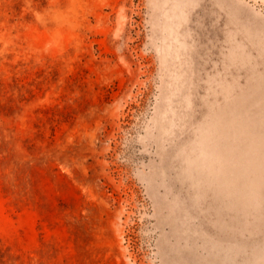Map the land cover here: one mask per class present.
<instances>
[{"label": "rangeland", "instance_id": "obj_1", "mask_svg": "<svg viewBox=\"0 0 264 264\" xmlns=\"http://www.w3.org/2000/svg\"><path fill=\"white\" fill-rule=\"evenodd\" d=\"M0 264H264V0H0Z\"/></svg>", "mask_w": 264, "mask_h": 264}, {"label": "bare ground", "instance_id": "obj_2", "mask_svg": "<svg viewBox=\"0 0 264 264\" xmlns=\"http://www.w3.org/2000/svg\"><path fill=\"white\" fill-rule=\"evenodd\" d=\"M224 113H220V112H214L212 114V121L214 123V128L211 126V150L213 151V160L211 161L212 164H215L216 160L215 157L217 156V154L219 153L222 156H227L228 154V148H229V144L228 141L225 138V134H220L223 130H222V124L225 121V118L228 114H226L228 112L227 108H223L221 110ZM225 117V118H224ZM227 120V119H226ZM246 150L244 149V152ZM230 154H233V156L236 157V159H238L239 156H242L243 150L240 152V150H236L233 149L229 152ZM249 166L245 167V170L247 172ZM233 172L236 174L237 169L233 170ZM251 175V174H250ZM246 177V176H245ZM247 179H249V177H246ZM249 218L246 221V224L249 225Z\"/></svg>", "mask_w": 264, "mask_h": 264}]
</instances>
